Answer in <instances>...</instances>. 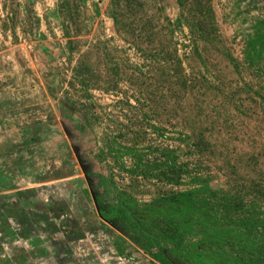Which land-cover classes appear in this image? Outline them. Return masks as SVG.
<instances>
[{
    "label": "rangeland",
    "instance_id": "1",
    "mask_svg": "<svg viewBox=\"0 0 264 264\" xmlns=\"http://www.w3.org/2000/svg\"><path fill=\"white\" fill-rule=\"evenodd\" d=\"M111 2L0 0V91L18 87L25 103L35 101L24 106V113L35 123L47 124L54 131L53 141L61 137L62 152L68 155L65 174L81 175L77 199L98 224L96 235L71 245L68 256L62 257L57 249L53 253L47 244L51 264H158L132 244L115 220L101 217L102 209L115 203L117 191L142 204L164 192L184 188L131 177L110 158L103 162L97 159L106 129L117 131L118 124L135 128L136 116L142 123L165 129L162 134L167 139L155 136V143L180 146L181 161L208 177L214 191L239 198L241 216L264 218V64L250 67L242 54L254 21L264 19V0H210L213 14L204 20L216 29L212 41H188L185 20L191 17L197 1L188 0L181 8L176 0H136L135 12L143 27H158L156 31L169 36L174 32L175 45H166L170 51L176 49L187 79L184 88L173 87L183 95L175 107L169 105L172 98L167 95L172 87L151 82L152 87L143 86L142 91L153 93L156 100L140 104L136 110L115 107L118 96L114 92H84L72 72L78 53L99 42L123 50L131 63L141 64L135 51L115 33L108 14ZM61 3L64 10L78 14L75 25L81 43L69 45L64 37ZM201 3L206 5L205 0ZM178 19H182L179 25ZM90 58L96 64L97 59H105L104 54L95 52ZM96 64L105 79L104 67ZM119 89L128 97L137 91L124 82ZM93 102L103 107L93 111L103 120L96 124L89 117L94 123L90 128L79 114L84 111L82 105ZM130 104L135 105L132 99ZM71 158L73 162H68ZM124 161L129 167L130 160ZM102 180H106L105 185ZM260 233L264 236V229Z\"/></svg>",
    "mask_w": 264,
    "mask_h": 264
},
{
    "label": "trees",
    "instance_id": "2",
    "mask_svg": "<svg viewBox=\"0 0 264 264\" xmlns=\"http://www.w3.org/2000/svg\"><path fill=\"white\" fill-rule=\"evenodd\" d=\"M176 1L181 8L188 2ZM193 1L197 2L192 7L191 17L185 20L188 41L215 40V27L207 25L204 20L213 14L210 0H205L206 5L201 0ZM135 5L136 0H112L108 14L115 33L135 51L141 64L131 63L123 50L99 42L88 51L78 53L73 76L86 93L91 90L106 94L114 92L118 96L115 107L122 110L124 107L136 110L138 106L156 100L153 93L142 91L143 86L152 87L151 82L167 83L172 87L167 91L172 98L169 105L175 107L183 95L173 87L184 88L187 79L176 49L170 51L166 45H175L172 39L174 32L170 31L169 36L156 31L158 27H143ZM60 8L63 35L68 44L81 43L83 39L75 25L78 14L64 10L62 3ZM181 20H177L178 25ZM166 24L171 26L169 21ZM166 38L170 39L165 42ZM93 52L104 54L105 59H97L96 64L90 58ZM242 54L243 62L250 67L259 68L264 64V19L254 21L246 35ZM95 64L104 67L105 79L103 70L96 69ZM126 64L131 65L127 68ZM121 82L137 90L133 97L122 95L119 89ZM130 99L135 105L130 104ZM159 99L163 100V96ZM82 107L84 111L79 116L87 126L92 128L94 124L89 117L100 124L103 119L93 111L96 107L99 110L103 107L94 102ZM136 117L135 128L118 124L117 131L111 127L106 129L97 159L103 162L110 158L113 165L131 177L184 188L164 192L142 204L117 191L115 203L105 206L101 217L106 221L115 220L132 244L158 264H264V236L260 233L264 229V218L241 216L243 205L239 198L214 191L208 177L192 171L187 162L181 161L180 146L155 143V136L167 139L162 134L165 129L150 122L142 123L139 116ZM125 158L130 160L129 167L125 165ZM100 183L105 185L106 180Z\"/></svg>",
    "mask_w": 264,
    "mask_h": 264
},
{
    "label": "crops",
    "instance_id": "3",
    "mask_svg": "<svg viewBox=\"0 0 264 264\" xmlns=\"http://www.w3.org/2000/svg\"><path fill=\"white\" fill-rule=\"evenodd\" d=\"M22 96L18 87L0 91V264H51L47 244L68 256L96 235L89 221L98 224L78 201L81 175L65 174L61 137L28 119L24 106L35 101Z\"/></svg>",
    "mask_w": 264,
    "mask_h": 264
},
{
    "label": "flooded vegetation",
    "instance_id": "4",
    "mask_svg": "<svg viewBox=\"0 0 264 264\" xmlns=\"http://www.w3.org/2000/svg\"><path fill=\"white\" fill-rule=\"evenodd\" d=\"M89 231L90 230H92L93 232L92 233H96L97 231H98V226L97 225H95V223L94 222H92V221H89ZM80 233H78V234H73L72 233V235H73V237H75V238H77V237H79L80 235H79ZM82 235V234H81Z\"/></svg>",
    "mask_w": 264,
    "mask_h": 264
}]
</instances>
